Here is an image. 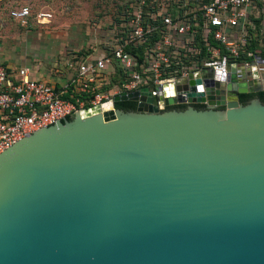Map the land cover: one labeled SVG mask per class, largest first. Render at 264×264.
Returning <instances> with one entry per match:
<instances>
[{"label":"water","instance_id":"95a60500","mask_svg":"<svg viewBox=\"0 0 264 264\" xmlns=\"http://www.w3.org/2000/svg\"><path fill=\"white\" fill-rule=\"evenodd\" d=\"M249 71L164 85L189 92L169 110L121 93L4 150L0 264H264V102L237 101L264 91Z\"/></svg>","mask_w":264,"mask_h":264},{"label":"built area","instance_id":"2783aa9c","mask_svg":"<svg viewBox=\"0 0 264 264\" xmlns=\"http://www.w3.org/2000/svg\"><path fill=\"white\" fill-rule=\"evenodd\" d=\"M35 3L0 0V23L25 31L32 24H48L51 13L36 11ZM106 22L99 54L93 48L81 57L73 51L66 65L55 66L45 78L29 66L0 63V154L75 113L113 104L121 93L147 88L162 110L165 98L189 93L174 88L173 96L164 97V85L189 74L195 78L203 69L227 76L232 64L241 71L264 65L257 62L264 60L261 50L247 48L256 37L264 48V0H129L116 20ZM178 105L188 106V98Z\"/></svg>","mask_w":264,"mask_h":264},{"label":"rangeland","instance_id":"374dc122","mask_svg":"<svg viewBox=\"0 0 264 264\" xmlns=\"http://www.w3.org/2000/svg\"><path fill=\"white\" fill-rule=\"evenodd\" d=\"M118 1L37 0L34 9L51 13L52 20L43 26L32 24L27 31L0 23V62L38 65L50 72L70 61L68 51L99 50L102 29L115 14Z\"/></svg>","mask_w":264,"mask_h":264},{"label":"trees","instance_id":"16d2710c","mask_svg":"<svg viewBox=\"0 0 264 264\" xmlns=\"http://www.w3.org/2000/svg\"><path fill=\"white\" fill-rule=\"evenodd\" d=\"M127 2H129V0H120L117 2V7L115 10V14L112 16L113 20H116V15L120 12L122 6L124 4H126ZM257 27H259V21H256ZM251 35H253V32H250ZM250 50H261L260 51V56L262 58H264V48L259 46V42H258V37L253 38V40L250 42V45L247 47ZM90 51H78L77 55L78 56H83L88 54ZM257 96L262 102H264V92H260L258 94H244V95H240V100L239 102L243 105L247 104L253 97ZM178 107H186L184 105H178V106H173V107H168L167 110L169 109H173V108H178ZM196 109H203V107L201 106H194ZM114 108L119 109V110H123V111H135L136 109V103L134 102H119V103H114Z\"/></svg>","mask_w":264,"mask_h":264},{"label":"flooded vegetation","instance_id":"af4514ba","mask_svg":"<svg viewBox=\"0 0 264 264\" xmlns=\"http://www.w3.org/2000/svg\"><path fill=\"white\" fill-rule=\"evenodd\" d=\"M250 70V69H249ZM249 70H247L246 71V69H244V72L243 73H241V75H242V81H246V80H248V74L250 73V71ZM259 74H258V76H257V81H255V85H258V87H259V89H264V68L262 67L261 69H259ZM257 82H258V84H257ZM260 92H264V91H255L254 93H247V94H258V93H260ZM240 95H244V94H239L238 96H237V101L239 102V100H240ZM254 98H258L257 96H255V97H253L252 99H254ZM240 103V102H239ZM241 104V103H240Z\"/></svg>","mask_w":264,"mask_h":264},{"label":"crops","instance_id":"0c3cea01","mask_svg":"<svg viewBox=\"0 0 264 264\" xmlns=\"http://www.w3.org/2000/svg\"><path fill=\"white\" fill-rule=\"evenodd\" d=\"M69 52L71 53V51H68L67 53H69ZM2 63H5V62H2ZM10 63L11 62L5 63V64L8 65V66L16 67V66H13V63H12V65ZM25 66H28V65H25ZM29 67H31V68H33L35 70L37 77H39V78H45V77H47V72L48 71L44 67H38V65L29 66ZM262 67L264 68V65L263 66H260L259 69H261ZM245 69H246V71L249 70L247 68H245ZM243 72H244V68H242L241 73H243Z\"/></svg>","mask_w":264,"mask_h":264},{"label":"bare ground","instance_id":"6f19581e","mask_svg":"<svg viewBox=\"0 0 264 264\" xmlns=\"http://www.w3.org/2000/svg\"><path fill=\"white\" fill-rule=\"evenodd\" d=\"M110 110H108V108L105 106V111H97V110H91V111H88V112H85L83 113V117H89V116H92V115H95V114H99V113H105V112H108Z\"/></svg>","mask_w":264,"mask_h":264}]
</instances>
